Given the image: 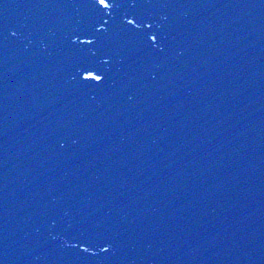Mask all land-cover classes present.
I'll return each mask as SVG.
<instances>
[{
    "label": "water",
    "instance_id": "obj_1",
    "mask_svg": "<svg viewBox=\"0 0 264 264\" xmlns=\"http://www.w3.org/2000/svg\"><path fill=\"white\" fill-rule=\"evenodd\" d=\"M0 264H264V0H0Z\"/></svg>",
    "mask_w": 264,
    "mask_h": 264
}]
</instances>
